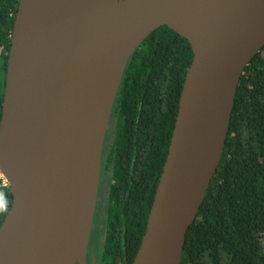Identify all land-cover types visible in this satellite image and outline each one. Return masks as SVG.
Segmentation results:
<instances>
[{
    "label": "water",
    "instance_id": "water-1",
    "mask_svg": "<svg viewBox=\"0 0 264 264\" xmlns=\"http://www.w3.org/2000/svg\"><path fill=\"white\" fill-rule=\"evenodd\" d=\"M88 1L64 0L54 34L20 44L14 37L20 0L0 122V167L13 196L0 226V264H88L112 105L130 56L165 24L189 40L194 58L147 230L132 264H182L188 230L222 157L241 76L264 47V0H202L185 14L163 10L164 0H99L92 12ZM35 47L48 63L40 72L41 102L23 123L17 108ZM112 64L123 72L107 127L83 144L81 118ZM223 120L218 162L191 196L194 168Z\"/></svg>",
    "mask_w": 264,
    "mask_h": 264
},
{
    "label": "trees",
    "instance_id": "trees-1",
    "mask_svg": "<svg viewBox=\"0 0 264 264\" xmlns=\"http://www.w3.org/2000/svg\"><path fill=\"white\" fill-rule=\"evenodd\" d=\"M19 5L20 0H0V122ZM193 58L189 40L165 24L126 64L107 131L114 139L103 165L110 177L111 218L101 264H132L137 255ZM211 184L214 188L188 230L182 264H264V47L241 76ZM4 194L0 226L13 199L10 188Z\"/></svg>",
    "mask_w": 264,
    "mask_h": 264
},
{
    "label": "bare ground",
    "instance_id": "bare-ground-1",
    "mask_svg": "<svg viewBox=\"0 0 264 264\" xmlns=\"http://www.w3.org/2000/svg\"><path fill=\"white\" fill-rule=\"evenodd\" d=\"M64 0H22L17 17L15 40L22 44L42 35L51 36L61 16ZM99 0H89L88 8L92 12ZM202 0H164L161 8L172 14H185L199 5ZM43 51L38 48L31 50L28 69L22 81L20 99L17 108L19 122H29L34 111L41 102L43 79L40 77L41 68L48 63ZM123 67L116 64L109 66L106 80L100 85L98 92L90 99L85 107L79 124V132L83 144L97 138L107 127L110 108L121 79ZM227 119V118H226ZM223 120L213 131L205 145L197 166L194 168L189 194L198 193L200 185L215 168L222 148L226 131V121Z\"/></svg>",
    "mask_w": 264,
    "mask_h": 264
},
{
    "label": "flooded vegetation",
    "instance_id": "flooded-vegetation-1",
    "mask_svg": "<svg viewBox=\"0 0 264 264\" xmlns=\"http://www.w3.org/2000/svg\"><path fill=\"white\" fill-rule=\"evenodd\" d=\"M113 140H114L113 137L107 133V137L105 138V144H104V148H103L102 168H101V178H100L98 202H97V206H96V211H95V216H94V226L92 229L91 236H92V234H94V232H96V228L99 225L100 221L103 222L104 220H106L107 223H109L108 221L111 218V215L109 214V211H108V206H109L108 187L110 184V181H109L110 177L109 176L107 177L105 172L103 171V165H104V161H105L104 157L107 155L106 150H108L109 147L113 145ZM123 220H124V229L126 231L127 226H126L125 216H124ZM107 231H108V229H107ZM95 235H97V234H95ZM105 236H106V234H105ZM105 236H104V239H105ZM98 237H101V235ZM103 247H104V241H103ZM102 252H103V249H102ZM102 252L100 254L95 253V247H94V245L91 246V238H90V244H89L88 254H87V263L88 264H101ZM94 258H95V262L93 263Z\"/></svg>",
    "mask_w": 264,
    "mask_h": 264
},
{
    "label": "rangeland",
    "instance_id": "rangeland-1",
    "mask_svg": "<svg viewBox=\"0 0 264 264\" xmlns=\"http://www.w3.org/2000/svg\"><path fill=\"white\" fill-rule=\"evenodd\" d=\"M227 158H228V154L224 155L223 159H227ZM214 185L211 184L210 189H211V187L214 188ZM6 188H9V187L5 186L3 184L0 186V205L2 204V202L5 199L4 190ZM107 229H108L107 221L106 220H104L103 222L100 221L99 225L96 228V232H94V234H92V236H91V246L94 245L96 254H100L102 252L104 236L107 232ZM95 234H97V235H95ZM100 235H101V237H98ZM183 261L186 262V259L184 258ZM94 262H95V258L93 259V263Z\"/></svg>",
    "mask_w": 264,
    "mask_h": 264
},
{
    "label": "built area",
    "instance_id": "built-area-1",
    "mask_svg": "<svg viewBox=\"0 0 264 264\" xmlns=\"http://www.w3.org/2000/svg\"><path fill=\"white\" fill-rule=\"evenodd\" d=\"M8 186L9 187V183L7 181V179L5 178L4 174L2 173L1 167H0V186L2 185Z\"/></svg>",
    "mask_w": 264,
    "mask_h": 264
}]
</instances>
